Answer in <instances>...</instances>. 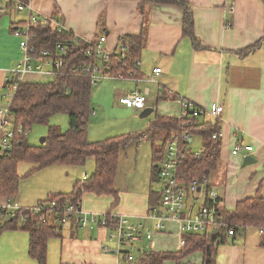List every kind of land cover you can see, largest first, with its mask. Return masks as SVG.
<instances>
[{
    "label": "crops",
    "instance_id": "0c3cea01",
    "mask_svg": "<svg viewBox=\"0 0 264 264\" xmlns=\"http://www.w3.org/2000/svg\"><path fill=\"white\" fill-rule=\"evenodd\" d=\"M25 1L33 5L40 17L55 15L56 3L66 30L83 40L105 35L106 47L111 52L118 48L122 36L139 35L145 29L146 40L135 76L127 77L120 73L114 78L109 77L110 81L122 85L113 96L116 106L131 111L136 117L144 109L126 107L119 102V98L136 89L148 91L146 107L155 111L138 124L140 133L148 130L156 114L179 117L181 104L178 96L204 108L215 103L224 106V112L218 118L222 134L220 159L210 175L211 183L221 197L220 206L233 210L242 199L264 196L263 0H188L194 16L195 36L201 48H196L193 38L185 35L184 12L175 5L153 4L142 11L140 4L143 0ZM232 4L233 12L229 9ZM1 8H4L3 11ZM102 13L104 22L100 20ZM28 16L27 10L19 12L14 5L0 0V107L5 104L6 77L23 57L20 38L11 28L14 23L26 21ZM21 25L24 26V23ZM99 29L102 31L100 34ZM257 42H261L260 47L241 53ZM158 67L161 72L156 74L154 70ZM136 76L141 79L140 82L136 81ZM152 77L155 80H151ZM22 80L46 82L50 80V75L29 73ZM161 91L169 99L158 101ZM207 116L199 120L211 121L206 119ZM215 119L212 117V120ZM160 132L150 140L152 157L153 146L158 139L159 146L155 147L163 146L166 134ZM138 141L141 143L142 140ZM238 143L250 145L253 149L249 153L233 154ZM248 155H252L256 162L245 165L244 159ZM57 166L69 165H51L43 169ZM43 175L45 181L41 187L23 192L20 187L14 200L17 205L35 206L52 193L72 191L74 184L80 180L69 175V178H62L52 172H44ZM161 188L154 187L160 192ZM118 189L119 200L115 205L112 195L95 193H85L82 205L88 211L125 214L134 222L142 221L150 205L151 186L141 191ZM198 202L202 203L203 198ZM146 225L151 227L150 222ZM166 225L164 232H156L152 240L140 242L138 246L147 244L157 251L181 250L183 234L179 224L170 221ZM61 228L62 238H52L48 243V264H127L118 255L103 252V244L109 243L107 230L96 227L76 229L71 224ZM29 240L26 231L4 230L0 234V264H38L29 255ZM263 240L261 229L248 228L245 235L231 237L217 246L216 264H264ZM203 263L204 254L197 251L178 262L168 260L165 264Z\"/></svg>",
    "mask_w": 264,
    "mask_h": 264
},
{
    "label": "trees",
    "instance_id": "16d2710c",
    "mask_svg": "<svg viewBox=\"0 0 264 264\" xmlns=\"http://www.w3.org/2000/svg\"><path fill=\"white\" fill-rule=\"evenodd\" d=\"M264 1V0H263ZM175 5L184 12V33L193 38L196 48H201V43L195 36L194 16L188 0H143L140 9L143 11L146 6ZM10 6L12 4L10 3ZM56 17H60L59 10ZM23 22L12 25V31L17 26L23 27ZM64 22V21H63ZM32 32L35 33V41L39 49H48L51 55L58 56V45L66 47L67 55L61 72L56 76H50L46 82L20 81L17 91L10 102V116L14 119L15 128L20 125L28 129L34 125L48 126V134L43 144H30L27 136L18 131L13 139L10 151H0V199H16L22 180L31 176L37 171L51 165L81 166L93 157L95 159V170L86 179L77 181L72 191L57 192L50 194L39 204H49L56 201L57 205H63L69 201L82 205L85 193L97 195H112L114 205L119 200V189L116 187L118 175V164L123 148L134 138L131 134H121L106 137L101 140L91 141L89 139V122L95 109L92 103L94 85L90 76L81 72L80 68L85 66H100L106 73L111 75L122 74L130 77L131 71L140 67V54L146 40L145 29L139 35H125L119 40L118 48L112 53L108 62L98 58L90 57L88 51L90 44L73 32L65 30L59 32L51 23L43 24L38 20L32 25ZM147 30V29H146ZM125 49L122 50V47ZM261 46L257 42L253 46L241 51V53L252 51ZM137 62L139 64L137 65ZM127 64V68L124 65ZM135 76V75H134ZM9 84L6 82V86ZM143 92V91H142ZM169 99V96L162 92L158 101ZM60 113L68 115L69 128L62 131L56 124H51V119ZM196 118L193 125L188 126L193 136L202 140L204 152L200 157L189 156L184 162L183 170L187 181L196 178L209 177L217 167L220 154L222 137L220 119L211 121H200ZM182 125L179 117H170L156 114L151 121L148 130L138 133V140H153L158 132L163 131L170 135ZM217 135V138L215 137ZM164 147L153 146L152 157V184L150 204H156L160 200L161 192L155 190L159 178V162ZM28 163L30 168L24 175L19 173L21 163ZM220 199L216 203L220 206ZM205 205L212 206V200L207 199ZM29 206V207H35ZM83 206V205H82ZM41 213L32 210L18 211L13 218H5L0 221V234L4 230H23L29 233V255L38 264H48V243L52 238H62L63 224L57 221L42 222ZM219 215L223 217L225 224L221 227V233L192 234L184 236L186 246L179 251H157L145 246H139L135 254L134 264H165L168 260L180 261L189 255L200 251L204 254L203 264H216L217 243H226L231 237L237 238L245 235L248 228L264 229V196H254L242 199L233 210L219 207ZM23 217V220L21 219ZM72 227L76 228L72 225ZM77 229V228H76ZM234 230V235H229V230ZM264 246V240L261 243Z\"/></svg>",
    "mask_w": 264,
    "mask_h": 264
},
{
    "label": "built area",
    "instance_id": "2783aa9c",
    "mask_svg": "<svg viewBox=\"0 0 264 264\" xmlns=\"http://www.w3.org/2000/svg\"><path fill=\"white\" fill-rule=\"evenodd\" d=\"M15 6L16 10L29 12L28 19L24 26H17L14 34L20 38L19 47L23 52V57L18 65L12 68L6 77L9 84V94L11 101L17 91L18 83L23 81L24 75L29 73H45L50 76H56L61 72L64 65V59L67 55L66 47L58 45V56L54 57L48 49L41 48L36 44L35 33L32 32V25L38 20L43 24H53L59 31L66 30L64 22L60 17L44 16L40 17L35 13L33 5L25 0H7ZM4 8H1L3 11ZM230 11H234V5L230 6ZM90 44L88 55L98 58L103 62H108L112 53L107 47V36L102 35L93 40H86ZM125 46L122 47V50ZM139 62H137V65ZM127 68V64L124 65ZM81 72L90 76L94 86L99 85L104 79L114 78L115 75L106 73L100 66H85L80 69ZM155 73L161 72V68H155ZM137 70L130 74L135 75ZM154 77V76H153ZM151 80H155L154 78ZM136 81L141 79L136 76ZM148 91L142 92L138 89L122 95L119 102L129 108L145 109ZM171 94V93H168ZM178 102L181 104L180 119L182 125L178 130L166 135L163 141L164 151L159 162V178L161 180V196L156 204H150L147 214L142 221L134 222L125 214L92 212L85 209L82 205L69 201L58 206L56 201L49 204H39L35 207H21L11 200H0V221L5 218H13L18 211L32 210L41 213V221L52 223L57 221L60 224H71L77 228H100L107 230L109 243L102 246L103 252L114 253L122 258L127 264H134L135 254L138 243L149 242L156 232H164L167 223L175 221L179 224L182 238L180 240V249L186 246V234H211L221 233V227L225 224L223 217L219 215V207L216 203L221 198L213 187L209 177L196 178L187 181L183 170L184 162L189 156L200 157L204 152L203 144L199 149H194L195 137L188 130V126L194 124L196 118L209 115L213 118H219L224 112V106L217 103L208 108L197 106L193 101L178 96ZM10 101V102H11ZM9 103L0 107V151H10L13 145V139L17 131L27 136L28 131L20 125L15 128L14 119L9 115ZM222 137V134L218 135ZM217 138V135H215ZM253 147L238 143L233 150V154H240L243 151L249 153ZM84 179L87 174H83ZM203 198V202L198 201ZM207 199L212 200L213 205H205ZM221 200V199H220ZM191 201V202H190ZM23 220V217L21 218ZM151 223V227L146 225ZM264 232V229H261ZM229 235H234V230H229Z\"/></svg>",
    "mask_w": 264,
    "mask_h": 264
},
{
    "label": "rangeland",
    "instance_id": "374dc122",
    "mask_svg": "<svg viewBox=\"0 0 264 264\" xmlns=\"http://www.w3.org/2000/svg\"><path fill=\"white\" fill-rule=\"evenodd\" d=\"M5 1V0H4ZM7 1V0H6ZM55 11L59 8L54 3ZM100 20L104 22V14H101ZM101 29H99L100 34ZM102 33V31H101ZM110 78H107L102 83L94 86L92 103L95 109V115L92 116L89 122V139L91 141H97L110 136H116L121 134H131L134 138L123 148L121 151L118 175L116 179L117 188L120 189H133L143 190L145 187L149 189L152 186V142L150 139H142L141 143L136 137L138 133V124L146 119L141 117V112L137 113L134 117L131 111L117 107V103L114 100L115 92L122 87L120 82H112ZM116 87V88H115ZM118 89V90H117ZM9 90L6 88L3 100L5 103L11 101V97H8ZM117 93V92H116ZM136 119V120H134ZM207 120H212V116H207ZM135 121V122H134ZM51 124H56L62 131H66L69 128L68 115L60 113L55 115L51 119ZM48 126L46 125H34L28 129L27 139L30 144L38 145L42 137L48 134ZM104 130L105 132H102ZM161 136H162V132ZM155 144L159 146V139ZM202 145V140L198 136L195 137L194 149L197 150ZM30 168L28 163H21L19 166V173L24 175ZM95 170V160L93 157L89 158L84 165L81 166H57L50 169H42L37 171L31 176L25 177L21 182V192L26 189L39 188L45 181L43 173L49 174L50 172L60 174L62 178H69L73 176L76 179L82 180L83 174L89 176ZM69 173V174H68ZM57 179V176H55ZM154 186V184H153ZM156 187L161 188V183L157 182Z\"/></svg>",
    "mask_w": 264,
    "mask_h": 264
},
{
    "label": "water",
    "instance_id": "95a60500",
    "mask_svg": "<svg viewBox=\"0 0 264 264\" xmlns=\"http://www.w3.org/2000/svg\"><path fill=\"white\" fill-rule=\"evenodd\" d=\"M155 111V109L153 108H149V107H146L142 112H141V117L142 118H145L147 116H149L150 114H152L153 112ZM45 139L46 137H42L41 140H40V143L43 144L45 142ZM256 162V159L252 156V155H248L245 157L244 159V164H252ZM217 245H219V243H217Z\"/></svg>",
    "mask_w": 264,
    "mask_h": 264
}]
</instances>
